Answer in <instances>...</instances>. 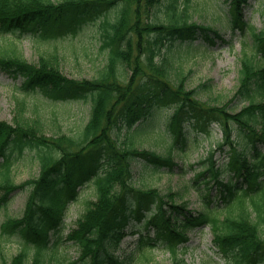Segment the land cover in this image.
<instances>
[{"label":"trees","instance_id":"trees-1","mask_svg":"<svg viewBox=\"0 0 264 264\" xmlns=\"http://www.w3.org/2000/svg\"><path fill=\"white\" fill-rule=\"evenodd\" d=\"M189 1L0 0L2 35L18 30L55 39L74 36L85 24L100 20L101 49L107 53L97 74L76 79L61 72V55L56 49L41 55L37 64L8 50L0 51V68L14 78L22 76V90L40 92L53 100L84 99L91 109L81 133L74 136L44 133L38 118L27 117L24 97L17 99L13 123L0 119V202L6 203L17 189L31 190L23 216L3 223L4 230L26 234L27 242L3 264H43L46 250L55 246L49 244V230L59 231L66 206L76 200L87 182L95 187L96 199L85 200L86 210L69 234L80 246V260L85 264L131 261H119L113 251L122 242L129 217L146 214V224L156 229V237L148 238L151 245L165 243L173 264H187L179 244L188 240L189 230L204 223L211 227L214 244L228 264L264 261V61L256 53L243 51L236 92L249 102L236 112L225 104L210 106L199 100L196 88L186 89L188 74L183 71L172 79L174 63L168 52L174 41L201 35L214 42V34L221 37L215 25L194 21ZM248 2L229 0L233 26L245 29L243 10ZM249 28L256 46L264 52V28ZM205 85L207 82L200 87ZM155 105L174 106L168 128L175 145L187 140L185 115L196 118L195 124L204 130L211 121L222 128L218 148H229L228 161L216 166L215 152H210L209 164L194 178L198 183L209 174L197 211L184 201L178 203L171 191L161 195L157 188L133 184V160L170 169L175 165L172 154L140 148L134 139L140 125L153 121ZM233 124L239 129L236 138ZM30 148L36 149L39 174L17 183L12 177L11 156ZM211 182L216 186L214 193ZM145 239L140 240L144 243ZM31 248L33 257L28 262ZM148 255L142 252L143 258Z\"/></svg>","mask_w":264,"mask_h":264},{"label":"rangeland","instance_id":"rangeland-1","mask_svg":"<svg viewBox=\"0 0 264 264\" xmlns=\"http://www.w3.org/2000/svg\"><path fill=\"white\" fill-rule=\"evenodd\" d=\"M184 0H180L181 4ZM263 0H249L245 7V17L256 30L264 28ZM190 15L199 24L215 25L221 28L223 37L216 38L212 43L199 37L195 41L176 40L168 54L173 61L172 79L182 73L188 74L186 89L196 88V96L202 102L207 101L210 106L226 105L233 112L239 111L247 105L249 99L243 94L237 95L239 74L243 50L256 53L259 61H264V55L257 52L254 38L250 31L243 33L240 29L226 26L230 23V4L228 0H190ZM113 14V12H112ZM100 20L85 24L76 35L58 36L55 39H44L39 33L19 31L0 34V51L8 50L16 53L30 63L37 64L41 55L57 50L61 57L59 63L61 72L76 79L92 78L103 67L106 61V49H101L99 30ZM122 75H125L123 71ZM22 77L16 79L6 71L0 69V119L13 123L17 99L24 97L27 101L26 115L29 119H39L42 130L49 136L68 133L78 135L90 116V102L86 100H53L42 93L26 92L21 89ZM207 82L205 87L200 84ZM174 106L155 105L153 108V121L148 119L135 134V141L141 148L155 150L161 155L172 154L175 165L172 169L168 165L156 167L143 159L133 160V184L136 187L157 188L161 195L171 191L176 194V200L184 201L190 209H199L200 190L205 186L204 180L195 182L194 178L199 171L209 164L208 157L214 151L213 160L216 166L228 161L227 150L218 148L222 141V129L218 122L213 121L204 130L196 123V118L185 115L183 126L186 133L185 144L175 143L168 123ZM151 116V115H150ZM234 125L233 137L236 138L237 125ZM123 129V133H125ZM123 139V134H121ZM242 140V138H240ZM12 177L20 183L32 176H37L40 171L36 149L30 148L19 155L12 154ZM201 187V188H199ZM30 190L22 188L10 195L7 203L0 204V264L10 262L13 256L23 248L27 242L25 234L18 230L2 231V222L8 217L21 218ZM95 187L91 182L82 185L76 200L71 201L63 217V226L58 233L62 237L56 246L46 250L43 264H85L80 260V246L68 238L70 231L77 226L78 217L86 210L85 200L96 199ZM147 216L133 215L129 217L124 230L126 236L120 248L115 253L120 259L127 258L137 247L140 232L145 229ZM56 234L52 235L54 241ZM190 240L186 244L183 257L188 264H228L227 259L219 253L213 244L212 233L208 226H201L189 232ZM150 250L149 246L145 248ZM148 257L143 258L134 251L131 261L127 264H172L170 252L161 245L153 249ZM33 249L29 250L28 262L32 260ZM110 264V263H108ZM257 264H264L258 261Z\"/></svg>","mask_w":264,"mask_h":264}]
</instances>
